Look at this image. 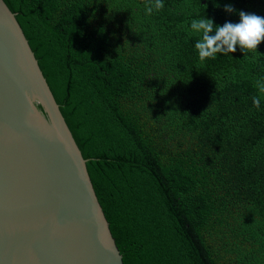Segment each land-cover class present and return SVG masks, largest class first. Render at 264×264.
Returning <instances> with one entry per match:
<instances>
[{
    "label": "trees",
    "instance_id": "trees-1",
    "mask_svg": "<svg viewBox=\"0 0 264 264\" xmlns=\"http://www.w3.org/2000/svg\"><path fill=\"white\" fill-rule=\"evenodd\" d=\"M4 2L124 264H264V41L202 62L190 28L264 16V0H163L151 15L147 0Z\"/></svg>",
    "mask_w": 264,
    "mask_h": 264
},
{
    "label": "water",
    "instance_id": "water-1",
    "mask_svg": "<svg viewBox=\"0 0 264 264\" xmlns=\"http://www.w3.org/2000/svg\"><path fill=\"white\" fill-rule=\"evenodd\" d=\"M86 162L0 0V264H124Z\"/></svg>",
    "mask_w": 264,
    "mask_h": 264
},
{
    "label": "clouds",
    "instance_id": "clouds-1",
    "mask_svg": "<svg viewBox=\"0 0 264 264\" xmlns=\"http://www.w3.org/2000/svg\"><path fill=\"white\" fill-rule=\"evenodd\" d=\"M164 7L163 0H147L145 13L151 15L154 10ZM225 11L233 12L235 9L225 5ZM238 23L225 22L223 26L216 25L211 18L193 19L190 24L191 31L199 34L200 39L195 43L199 59L203 62L207 58H215L217 53L229 54L237 50L247 54L248 51H257V46L264 41V16L239 12ZM215 31L214 35H210ZM256 87L264 93V80H257ZM253 106L260 108L261 98L253 96Z\"/></svg>",
    "mask_w": 264,
    "mask_h": 264
}]
</instances>
